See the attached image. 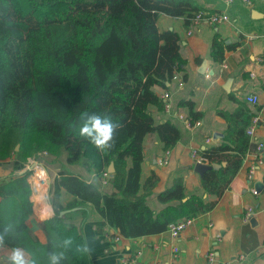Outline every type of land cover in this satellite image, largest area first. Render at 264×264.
Listing matches in <instances>:
<instances>
[{
  "label": "trees",
  "instance_id": "16d2710c",
  "mask_svg": "<svg viewBox=\"0 0 264 264\" xmlns=\"http://www.w3.org/2000/svg\"><path fill=\"white\" fill-rule=\"evenodd\" d=\"M200 10L206 9L194 0H0V160L16 155L24 166L42 150L56 158L66 153L67 164L82 163L99 178L89 181L69 170L55 178L49 199L54 213L39 222L46 241L27 223L34 212L29 171L0 179V233L7 229L0 246L23 249L32 264H51V255L61 252L66 259L60 264H94L83 230L91 206L126 238L165 232L170 223L215 207L256 146L246 129L259 107L232 94L236 109L217 110L227 122L222 143L200 150L207 162L223 163L201 179L215 198L187 195L180 175L158 194L164 204L158 211L148 197L159 176L152 172L143 191L140 182L145 136L158 133L165 149L182 138L179 125L157 122L150 108L165 110V99L153 87L169 89L187 64L180 33L160 30L158 18L184 17L188 27ZM232 47L216 34L214 62L222 64ZM181 105L188 107L192 123L205 115L193 100ZM85 112L120 123L112 148L100 150L80 136ZM111 163L114 172L102 186V173ZM64 191L72 195L66 204ZM65 239L72 243L66 245Z\"/></svg>",
  "mask_w": 264,
  "mask_h": 264
},
{
  "label": "crops",
  "instance_id": "0c3cea01",
  "mask_svg": "<svg viewBox=\"0 0 264 264\" xmlns=\"http://www.w3.org/2000/svg\"><path fill=\"white\" fill-rule=\"evenodd\" d=\"M201 8L209 11L227 10L231 21L217 26L200 22L188 33L184 17H173L161 14L158 18L160 30L174 28L182 38V57L187 60L183 70L177 72L169 89L155 85L153 89L162 96L170 92L169 101L174 114L187 116L189 110L181 105L182 100H193L197 111L205 112L202 124L192 129L174 114L160 111L154 105L157 122L172 120L182 129L181 140L172 148L168 164H162L165 152L164 143L158 133H149L144 138V160L142 162L140 182L155 172L159 176L157 186L148 197L149 205L161 210L164 206L158 200V194L173 184L174 178L183 176L185 193L199 194L206 200L215 198L208 195L202 187V177L194 170L195 162L191 155L193 148L219 145L222 138L214 139V134H224L227 122L217 114L218 109L235 110L237 104L230 95L246 100V96L256 92L260 96L258 105L249 104L259 109L263 117L262 125L257 129L256 137L264 141V0H252L251 6L241 0L227 5L225 0H194ZM219 34L233 47L226 50L224 63L216 64L211 57L212 40ZM262 158L264 160V151ZM44 167L49 173V190L32 191L34 212L27 223L42 241L46 236L39 222L51 217L54 213L50 204L54 180L65 170L81 175L89 181L99 178L82 163L67 164L66 153L61 157L44 155ZM259 153H248L241 168L232 179L230 186L219 198L215 207L196 217L177 240L180 246V259L177 264H210L208 253L214 249L217 260L213 264H264V163L258 164ZM256 164L253 179H249V168ZM27 169L15 157L0 160V179L20 174ZM257 183L262 186L257 189ZM112 190V186L107 188ZM72 195L63 192L61 200L67 203ZM251 208L253 214L246 221L244 216ZM254 220V221H253ZM84 235L94 264H168L171 246L174 239L165 231L159 234L144 235L135 238L116 236L120 233L108 221L100 216L93 206L89 218L83 225ZM221 237L218 238L217 235ZM8 252L0 256V263L9 264L11 250L0 246ZM141 251V255H137ZM3 252V251H2ZM245 255L240 259V255ZM28 257V256H26ZM136 257V262L130 259Z\"/></svg>",
  "mask_w": 264,
  "mask_h": 264
},
{
  "label": "built area",
  "instance_id": "2783aa9c",
  "mask_svg": "<svg viewBox=\"0 0 264 264\" xmlns=\"http://www.w3.org/2000/svg\"><path fill=\"white\" fill-rule=\"evenodd\" d=\"M227 5L232 4L235 0H225ZM242 2H244L246 5L251 6L253 4L252 0H241ZM207 22L210 25H220L223 23H227L231 21V16L229 14V12L227 10H222V11H209V10H200L196 13V15L193 17L192 19V23L190 26H188V33L192 34L194 31V27L200 23V22ZM222 66H226V64L223 62ZM176 77V75L174 76V78ZM162 98L165 99V112H167L169 115L170 114H174L172 111V104L169 101L170 98V92L169 91H165L162 94ZM246 101L249 104L252 105H258L260 103V96L258 93L253 92L250 93L246 96ZM178 119H180L184 125L187 128H194L196 126H199L202 124V120L198 119L195 122H191L187 116H185L184 114L181 113H176L174 114ZM263 123V117L261 115V113H257L252 117L251 123L247 126L246 132L247 135L250 138V141L252 143H255V149L253 150H248V152L246 153V155L244 156L243 162L244 160H246V157L248 155V153H250L251 151H256L259 153V159H258V164H263L264 160L262 158V154L264 151V141L258 139L256 137V133H257V129L262 125ZM171 152H172V148L166 149L163 157L161 159V163L162 164H168L169 160H170V156H171ZM44 155H48L47 151H42L39 152L35 157H33L31 159V162L29 161L27 163V169L26 171H29V175H28V180L31 183V186L35 191H37L38 189H46L48 190L49 187V177L46 173L45 170H42V163H41V159ZM191 155L193 157V160L195 163L197 162H204V163H209L205 160V158L201 155L200 153V149L198 148H193L191 151ZM257 165L256 164H252L249 168V179H253V175L255 173ZM38 170L44 171V175L40 176L38 173ZM111 177V172L109 170H105L102 173V186H105L109 183V178ZM253 214V211L251 208L248 209V211L245 213V220L248 221L251 218V215ZM196 219V217H187L175 222H172L169 224V227L167 229V232L171 235V237L174 239V243L171 246V252H170V260L168 264H177L179 259H180V246L177 243L178 238L180 237L181 233L189 226L191 225L194 220ZM218 238H220L221 236L218 234L217 235ZM121 234L116 236L117 240H120L121 238ZM142 252L138 251L137 255H141ZM246 256L245 255H240L239 258L242 260L244 259ZM217 260V253L214 249H212L209 253H208V261L210 264L215 263V261ZM136 262V257L130 259V262ZM226 264H231L230 261H228Z\"/></svg>",
  "mask_w": 264,
  "mask_h": 264
},
{
  "label": "clouds",
  "instance_id": "9594fccd",
  "mask_svg": "<svg viewBox=\"0 0 264 264\" xmlns=\"http://www.w3.org/2000/svg\"><path fill=\"white\" fill-rule=\"evenodd\" d=\"M85 116H88V119L79 129L80 136L91 138L90 142L100 150L112 148L114 146V133L121 127L120 123L114 122L112 117L102 118L96 113L89 115V113L85 112L81 115V119L83 120ZM6 233L7 229H5L4 233H0V245L4 244ZM71 243V239H65L66 245H70ZM86 250L87 249L82 250L79 247L77 248V251ZM50 259L51 264H60L61 260L66 259V255L64 252L53 253ZM8 260L9 264H32L31 261L25 259L24 250L19 247L12 249Z\"/></svg>",
  "mask_w": 264,
  "mask_h": 264
},
{
  "label": "water",
  "instance_id": "95a60500",
  "mask_svg": "<svg viewBox=\"0 0 264 264\" xmlns=\"http://www.w3.org/2000/svg\"><path fill=\"white\" fill-rule=\"evenodd\" d=\"M223 136H224L223 134H220L219 132H216L214 134V139L222 138ZM18 148H19V145H17L16 149H18ZM222 166H223V163L197 162V163H195L194 170L196 172H198L200 174V176L202 177L204 175L205 171H207L208 169H220ZM109 171L111 173L114 172V164L113 163L110 164ZM260 186H262V185L260 183H257V189L260 188ZM68 210H71V209H68ZM66 211L67 210H63L61 212V214L63 215L64 213H66Z\"/></svg>",
  "mask_w": 264,
  "mask_h": 264
},
{
  "label": "rangeland",
  "instance_id": "374dc122",
  "mask_svg": "<svg viewBox=\"0 0 264 264\" xmlns=\"http://www.w3.org/2000/svg\"><path fill=\"white\" fill-rule=\"evenodd\" d=\"M18 149H19V148H18ZM18 149H17V150H18ZM42 151H47V150H42ZM64 151H65V150H64ZM39 152H41V151H39ZM39 152H38V153H39ZM38 153H37V154H38ZM47 153H48V151H47ZM37 154H35V155H33V156H30L29 159H28V161H27V163H28L29 161L31 162V159H32L33 157H35ZM15 156H16V155H14L13 157H15ZM13 157H12V158H13ZM60 157H61V155L59 156V158H60ZM30 158H31V159H30ZM40 161H41V163H42V165H41V166H42V167H41L42 170H45L46 173H47V175H48L49 173L47 172V170H46L45 167H44V157H42V159H41ZM40 172H41V170H38V173H40ZM49 176H50V175H48V177H49ZM49 181H50V180H49ZM49 186H50V185H49ZM49 188H50V187H48V190H49ZM32 191H34L33 188H32ZM35 192H36V191H35ZM2 251H3V252H2ZM5 253L7 254L8 252H6V250H4V249H2V248L0 247V256H2V255L5 254ZM0 264H3V263H0Z\"/></svg>",
  "mask_w": 264,
  "mask_h": 264
},
{
  "label": "bare ground",
  "instance_id": "6f19581e",
  "mask_svg": "<svg viewBox=\"0 0 264 264\" xmlns=\"http://www.w3.org/2000/svg\"><path fill=\"white\" fill-rule=\"evenodd\" d=\"M39 175H40V176L44 175V171H41V172L39 173Z\"/></svg>",
  "mask_w": 264,
  "mask_h": 264
}]
</instances>
